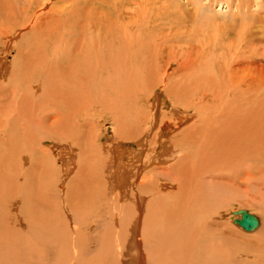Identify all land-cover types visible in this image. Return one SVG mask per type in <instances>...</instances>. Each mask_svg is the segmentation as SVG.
Here are the masks:
<instances>
[{
    "label": "bare ground",
    "instance_id": "1",
    "mask_svg": "<svg viewBox=\"0 0 264 264\" xmlns=\"http://www.w3.org/2000/svg\"><path fill=\"white\" fill-rule=\"evenodd\" d=\"M262 12L261 0H0V76L17 49L0 81V264H230L211 213L231 162L264 203ZM159 86L170 105L160 120ZM97 119L111 138L87 152ZM40 135L49 145L30 150ZM58 157L78 177L65 187ZM43 175L57 189L37 184ZM96 184L103 195L88 202L108 192L107 210L84 202ZM256 216L242 230L256 232Z\"/></svg>",
    "mask_w": 264,
    "mask_h": 264
},
{
    "label": "rangeland",
    "instance_id": "2",
    "mask_svg": "<svg viewBox=\"0 0 264 264\" xmlns=\"http://www.w3.org/2000/svg\"><path fill=\"white\" fill-rule=\"evenodd\" d=\"M261 1L263 2L264 0H261ZM224 4L226 5V3H224ZM224 4L221 5V6L225 7L224 9H223V7H220V5H218V4L217 5L215 4L216 5L215 6L216 10L214 9L217 13L221 14L222 17H226V16L230 15V13H231V10H230V13H229V11H228L229 8L226 9L227 7ZM253 9H256V8L255 7H251V10H253ZM222 11H223V13H222ZM226 13H229V14L226 15ZM262 13H264V12H262ZM255 15L256 14H252V16H255ZM257 16H259V15L255 16L256 19H257ZM260 16H262V15L260 14ZM252 18H254V17H252ZM159 21H161V20H159ZM10 52L11 53L13 52V54H10ZM16 55H17V49H13L12 48V50H10L8 52V54H7L8 58L6 59L7 68H6V71H4L1 74L0 81L1 80H6V77H8L10 75V73H11V71L13 69V60L16 57ZM162 89H163V87H161V86L158 87V92L159 91H163L164 93L163 92L162 93L159 92V94H158L159 96L157 95L158 99H156V101L158 102V109H157L158 111H157V113H158L159 120H160V117L162 115L163 110L165 112H168L169 108H170V105H164L163 104V101H165L164 99H167V95H166V92L164 90H162ZM161 100H162V102H161ZM147 103L149 104L148 101H147ZM145 112H147V111L145 110ZM145 118H146V116H145ZM97 121H99V122H97ZM190 121L191 120H189L187 123H191ZM94 125H95V129L93 128L94 129L93 131H90L89 129H91V127H88L87 134L85 133V135H87L84 138L85 142L87 144V146H85V147H87L86 148L88 150L87 152H91V150H93V148L95 147V146H93V148H92V144H93V141L95 139L98 138L97 142L100 145V142L104 143V141H105L107 143V142L110 141V140H108V138H111L110 136L112 134L113 127L111 126L110 123H106L104 120L97 119L95 121ZM187 125H189V124L185 123V126H187ZM185 126L184 125L181 126L178 129V131L183 129ZM106 128L107 129L109 128V130L106 131ZM33 131H32V133L34 134L35 131H36L35 127H34ZM15 132H17V131H15ZM15 136L18 138V134H16ZM38 139L40 141V142L37 143L38 145L36 143H34V142H32V143L30 142L29 143V145H30L29 149L30 150L31 149L40 148V146H45L46 147V146L49 145V144H47L48 141L49 142L51 141V139H49V138H47L46 140H42L41 135H40V137L38 136ZM34 144H36L37 146L34 145ZM18 145H19V147H21L20 144H18ZM99 145H97V146H99ZM89 146H90V148H89ZM1 147H2V149H0L1 150L0 151V154H1L0 155V164L2 166V164L5 162V160L10 157V155H9V152H8V154L5 155V151H3V147H5V144L4 145H0V148ZM133 147L137 149L138 145H134L133 144ZM24 154L27 155V151ZM147 154H148V152L146 151L145 154H143V157L145 158V155L147 156ZM167 155H169V153H167ZM27 156L28 157H26V158H27L28 161L26 160L25 166H26V168L28 167V169L31 171V176H32L34 172L38 171V170H36V167H35L37 163H34V165L32 166V164H30L32 162L31 159H28V158H30V156L29 155H27ZM51 157L56 159L57 156H56L55 152L51 153ZM80 158L83 159V163L86 165V163L88 162V159L83 157V155H81ZM2 159H3V161H2ZM58 159L59 160H57V162H56V165H57L56 166V173L57 174L55 173V175H53V177L55 176L54 178H56V179L62 178L64 180L63 181L64 182L63 187H65L68 184V181L70 182V180H73L72 178H74L76 180L78 177H75V175H76L75 172H73L74 174L72 173V174H69L70 176H68V174L65 172V169H66L65 163L62 162V159H60V157H58ZM37 160H38V169H40V168H42V165L40 164L41 160L40 159H37ZM6 163L7 162H5V164ZM97 163H98V161H97ZM239 164H241V165H239ZM244 164L245 163L240 162V161L231 162L227 166L228 168H225L226 170L229 169L230 172H229V170H227L228 173L225 171V173H227L226 175L224 174L221 177H219L220 179H218V182H219V180L221 182V183L219 182L220 184H219V186L217 188V192H219V193L216 196V201H215L216 204H215V206H214V208L212 210L213 213H211V214L215 218V223H216L215 229H218L217 230L218 240H220V237H219L220 235H222L223 237H226V239L224 238L226 241L228 240V242H227L228 243L227 244V252H228L227 255H229L228 258L230 259L229 263L230 264H253V261H254L255 264H258V263L260 264L262 261H264V259H262V257H264V203H261V202H258V201L255 202L256 200L254 199V195H255L254 192H255V189H256V185H254V183L252 184V182H254V180H252V178L248 175V173H246L247 172V166L246 165L244 166ZM46 165L47 164L45 162V166ZM51 166H53V165L50 164V168H51ZM94 166L96 167V164ZM59 167H61V168H59ZM82 169H83V173H85L86 172V167L85 168L82 167ZM47 171L49 172V170H47ZM50 171L52 172L51 169H50ZM53 171H54V169H53ZM89 172L96 173V172H99V169L96 167L95 170H91ZM104 172L105 171L102 169V174H104ZM40 174H43V171ZM29 177L30 176H28V178ZM53 177H52L51 181H49V179H48L49 177L46 178L43 175L42 178H40L42 183H40L38 179H35V181H36L37 184L46 186L47 188H50L52 186L53 188L55 187L57 189L56 185H54ZM98 179L100 180L101 177H98ZM27 180H26V182H24V184L28 186L29 180H28V183H27ZM103 182H104V180H103ZM225 183H227V185ZM33 185H35V184H33ZM168 186H167V188H166V190L164 192L167 193V192L175 190V188H173L171 185H168ZM100 187H101L100 184H96L95 187L84 188V189L82 188V192L85 193L84 198H83L84 202L85 203L87 202V204H89L88 197L90 195H93V199L95 201L97 200L99 202L101 197H102V195H103V194L99 195L100 194ZM101 188H103V186ZM97 195H99V196H97ZM104 197H106L105 199L107 200L108 203L104 202V204H103V200H101V203H99V204L96 203V202L92 203L91 205L89 204L90 205V209L97 210V207L105 208L106 210L109 209V207H110V205L112 203V197L108 195V192H106V195ZM55 204H56V202L54 204H52L53 207L55 209H57L56 211H59L60 210L59 206L55 205ZM142 206H143V212H144L145 208H146V204L144 203V204H142ZM239 209H247L251 213L256 214L259 217H261L262 220H263V225L254 233H247L246 231L242 230V228L240 226H238L237 224H235L233 222L232 216H231V213L233 211L239 210ZM88 213L91 214V215H89ZM143 214H145V212ZM80 215H81V212H80ZM83 215L85 216L86 223L87 222L89 223L92 220V218L93 219L95 218L94 215H96V213L94 211H91L88 208H86V211L84 212ZM110 220H112V219H110ZM108 221L109 220H107V219H103L102 220V222H103L102 224H104L105 227H107L105 229H111V231L114 232V229H115L114 226L112 225V223L110 221L109 222ZM219 231H221L222 233H219ZM228 231H230L229 232L230 234H226ZM132 251H134V250H132ZM258 258H261L262 261L260 259V261H261L260 262L258 260ZM263 263L264 262H262V264Z\"/></svg>",
    "mask_w": 264,
    "mask_h": 264
},
{
    "label": "water",
    "instance_id": "3",
    "mask_svg": "<svg viewBox=\"0 0 264 264\" xmlns=\"http://www.w3.org/2000/svg\"><path fill=\"white\" fill-rule=\"evenodd\" d=\"M234 215L240 216L234 219V223L241 226L246 231H253L259 226V218L246 209H240L233 212Z\"/></svg>",
    "mask_w": 264,
    "mask_h": 264
}]
</instances>
